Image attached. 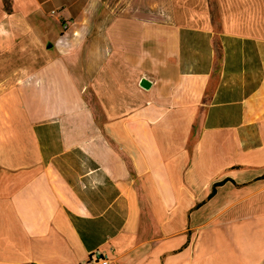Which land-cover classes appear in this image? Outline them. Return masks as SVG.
<instances>
[{"label":"crops","instance_id":"0c3cea01","mask_svg":"<svg viewBox=\"0 0 264 264\" xmlns=\"http://www.w3.org/2000/svg\"><path fill=\"white\" fill-rule=\"evenodd\" d=\"M113 3L0 0V264H264V0Z\"/></svg>","mask_w":264,"mask_h":264},{"label":"built area","instance_id":"2783aa9c","mask_svg":"<svg viewBox=\"0 0 264 264\" xmlns=\"http://www.w3.org/2000/svg\"><path fill=\"white\" fill-rule=\"evenodd\" d=\"M86 264H108V259L104 252L96 250L90 254Z\"/></svg>","mask_w":264,"mask_h":264},{"label":"water","instance_id":"95a60500","mask_svg":"<svg viewBox=\"0 0 264 264\" xmlns=\"http://www.w3.org/2000/svg\"><path fill=\"white\" fill-rule=\"evenodd\" d=\"M140 86L144 89H147L149 87V83L146 80L142 79L140 81Z\"/></svg>","mask_w":264,"mask_h":264},{"label":"rangeland","instance_id":"374dc122","mask_svg":"<svg viewBox=\"0 0 264 264\" xmlns=\"http://www.w3.org/2000/svg\"><path fill=\"white\" fill-rule=\"evenodd\" d=\"M113 4H111V5H116L117 6V4H116V0H113ZM131 3H129V1L127 0V3H126V5L127 4H131V6H133L135 3H136V0H135V3H133L134 2V0L133 1H130ZM137 5V4H136ZM148 5L149 4H146V3H143V6H147L148 7ZM117 8V7H116Z\"/></svg>","mask_w":264,"mask_h":264}]
</instances>
